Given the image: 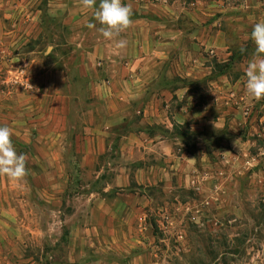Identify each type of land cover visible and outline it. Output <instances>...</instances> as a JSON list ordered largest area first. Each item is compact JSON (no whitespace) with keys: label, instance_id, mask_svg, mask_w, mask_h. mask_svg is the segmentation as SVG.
I'll return each instance as SVG.
<instances>
[{"label":"rangeland","instance_id":"1","mask_svg":"<svg viewBox=\"0 0 264 264\" xmlns=\"http://www.w3.org/2000/svg\"><path fill=\"white\" fill-rule=\"evenodd\" d=\"M68 1L0 0V126L27 170L0 176V264H264V99L245 87L264 0H138L163 63L118 108L99 78L119 54Z\"/></svg>","mask_w":264,"mask_h":264},{"label":"crops","instance_id":"2","mask_svg":"<svg viewBox=\"0 0 264 264\" xmlns=\"http://www.w3.org/2000/svg\"><path fill=\"white\" fill-rule=\"evenodd\" d=\"M50 1H51L50 5L52 4L54 7H60L62 5L65 6L66 3L69 2L68 0H50ZM146 3L147 2L144 3L138 0H127L126 5H129L131 8H135L136 10L134 19L130 27L127 28L125 31L121 32L118 36H114L111 40L102 39V41L100 40L101 42L99 41L100 42L99 44L103 46L104 51L105 50L112 51L115 54H119V55H108L107 56L111 64L105 61L107 69H104V70L107 73L105 74L104 77L99 78L101 84H103V86L107 88L106 94L104 93L102 96H105L108 98L110 95L109 94L107 95V93L110 92V88L112 87L115 81L114 79H118L117 82L119 85L114 84L115 85L114 90L112 89L114 93L110 92V94H112V96L114 97V98H111V100L113 101L114 108L115 107L118 108L119 103L124 104L126 102H129V100L132 98V97H129L131 95H128L126 92V89H128L127 87H129L128 85H130L132 82L133 84H136V85H138L140 82L142 83L146 82L145 73L143 69H147V68H150V66H155L156 64L163 63L162 60L157 61L154 59L153 61H149L150 57L148 58V53L150 52L151 53L155 52V55L157 54L158 57L160 56L163 57V55L159 53L164 52V50H163V47L162 48L158 47V45L161 44V42H157L153 39L155 38V35L157 32L155 33V30H156L155 25L152 22H149L147 18H145L144 8L147 5ZM84 9H85V11H83L85 12L84 18L91 16L93 10L86 8V7H84ZM55 10L56 9H51L50 12L55 14ZM161 30L159 32H164L163 29ZM165 30L167 31V36L170 38L177 36V34H179V33L177 34L175 33V35L171 36L169 34V32L171 33V30L170 31L167 29ZM121 44L123 46H121ZM123 58H127V59L122 60ZM138 92H140V89H138ZM136 95H138V93H136ZM153 101L154 99L152 98L143 108L140 107L135 111L141 115H144L149 108L150 109L149 114L156 115L158 112V109L157 108L153 109ZM54 114L55 116H53V119L55 120L57 116V110L55 111ZM50 117H52V115H50ZM148 119H149V122H152L151 117H149ZM55 124L57 125V122H55ZM143 136L142 135L137 136L136 140L132 136H129L128 137L129 143L133 144L134 141H136V143H144V142L148 143V142H153L155 138L156 139L158 138L159 140L160 138H162L155 134L152 136L148 135V137L145 138L144 140ZM96 137H97L98 142H100V136L97 134Z\"/></svg>","mask_w":264,"mask_h":264},{"label":"clouds","instance_id":"3","mask_svg":"<svg viewBox=\"0 0 264 264\" xmlns=\"http://www.w3.org/2000/svg\"><path fill=\"white\" fill-rule=\"evenodd\" d=\"M84 7L92 9L95 20L101 25L102 37L111 40L130 27L132 9L122 0H82ZM89 28L95 24L89 23ZM250 38L255 45L253 58L248 62L246 76V93L250 99H264V22L253 25ZM121 46H123L121 44ZM53 47L49 46L44 55H52ZM12 130L7 125L0 126V176L8 178L10 183L20 187L27 175L25 157L18 154L12 143Z\"/></svg>","mask_w":264,"mask_h":264}]
</instances>
